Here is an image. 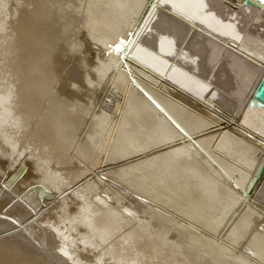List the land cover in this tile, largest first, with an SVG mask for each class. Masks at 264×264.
<instances>
[{
  "label": "bare ground",
  "instance_id": "1",
  "mask_svg": "<svg viewBox=\"0 0 264 264\" xmlns=\"http://www.w3.org/2000/svg\"><path fill=\"white\" fill-rule=\"evenodd\" d=\"M263 77L264 0H0V264H264Z\"/></svg>",
  "mask_w": 264,
  "mask_h": 264
},
{
  "label": "rangeland",
  "instance_id": "2",
  "mask_svg": "<svg viewBox=\"0 0 264 264\" xmlns=\"http://www.w3.org/2000/svg\"><path fill=\"white\" fill-rule=\"evenodd\" d=\"M241 29L243 30L242 26H241ZM191 37H192V34L187 36V39L184 41V45H183L184 47H186L187 43L190 41L189 38H191ZM183 39L184 38H182V40ZM240 75H241V73L238 72V70L230 71V68L227 65V63L224 62L223 60H220L216 63L215 73L213 74V78L211 81L214 84L217 83L215 85V86L219 87L217 91H219L221 96L226 97V96H229L231 92H235V90L238 88V86H240ZM227 83H229V84H227ZM78 84L76 83L75 85H78ZM220 84H222L224 86H220ZM109 94H112V92ZM109 94H108L107 98H109V100H110L111 96H109ZM107 98H106V100H107ZM108 103H111V102L108 101ZM201 156L208 159L210 166L216 167L215 159L217 160L218 155H217L216 149L214 147H209L207 151L205 150L204 152L201 153ZM235 157L234 158L236 160H239L241 162L243 167L250 169V171L253 172L254 168H256L255 166H254V168H251V166L247 165L245 163V161L238 158L237 156H235ZM225 160L232 162L227 157ZM235 163H237V162L235 161ZM218 174L220 175L219 172H218ZM221 174H223V173H221ZM222 177L233 188H235L236 179H234L231 175H230V177H227L226 175L223 174ZM219 178H221V177H219ZM0 179H4L3 175H1V174H0ZM0 184H1V182H0ZM132 197L136 199L137 196H132ZM260 204L262 205V207H264V202L260 201ZM239 206H240V204H238L235 207V210L238 209ZM5 209H6V207H5ZM259 209H260V207H259ZM75 210H76V207H72L70 209V212L73 214V212ZM4 211L5 210H2V212H4ZM261 228H263V227H261ZM22 233L25 234L27 237V239L23 238V241L21 239H17L18 236ZM43 234L44 233H42L41 229L39 230L37 226H34L33 228H31V230L29 232L17 231L16 233L9 235L6 238V240L12 242L13 244H17V245H19L18 243L24 244L26 246V248L30 250L31 254H35V255L40 256L45 261H47L48 264H58L57 263L58 256H59V254L57 253L58 252V241L56 240L55 243H52L48 239H44L43 237L45 236V234L44 235ZM222 235H223V233L219 234V236H222ZM33 242L35 243L34 245H36V247L38 249L33 245ZM75 248H77V246H75ZM93 257H94V254L90 250L85 251L84 253H82L83 259L81 262H77V261L72 262L69 260L70 262H68V264H94L92 261ZM65 263H66V261H64L63 264H65ZM109 263L110 262L107 261V264H109Z\"/></svg>",
  "mask_w": 264,
  "mask_h": 264
},
{
  "label": "water",
  "instance_id": "3",
  "mask_svg": "<svg viewBox=\"0 0 264 264\" xmlns=\"http://www.w3.org/2000/svg\"><path fill=\"white\" fill-rule=\"evenodd\" d=\"M255 98L260 105L264 106V77L262 78L260 84L256 89ZM253 103L254 101L252 102V104Z\"/></svg>",
  "mask_w": 264,
  "mask_h": 264
},
{
  "label": "clouds",
  "instance_id": "4",
  "mask_svg": "<svg viewBox=\"0 0 264 264\" xmlns=\"http://www.w3.org/2000/svg\"><path fill=\"white\" fill-rule=\"evenodd\" d=\"M78 88V85L74 86V90H76Z\"/></svg>",
  "mask_w": 264,
  "mask_h": 264
}]
</instances>
